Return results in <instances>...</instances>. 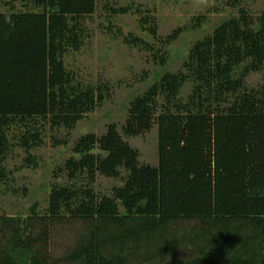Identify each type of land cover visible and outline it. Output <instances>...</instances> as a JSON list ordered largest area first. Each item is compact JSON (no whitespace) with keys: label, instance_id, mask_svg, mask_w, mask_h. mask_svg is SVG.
I'll list each match as a JSON object with an SVG mask.
<instances>
[{"label":"trees","instance_id":"obj_1","mask_svg":"<svg viewBox=\"0 0 264 264\" xmlns=\"http://www.w3.org/2000/svg\"><path fill=\"white\" fill-rule=\"evenodd\" d=\"M95 1L0 0L6 8L0 12V182L2 163L15 147L9 138L14 127L24 128L16 146L28 151L41 143L42 124L73 130L103 102L99 86L76 83L63 63L80 48L82 20L94 13ZM146 24L144 18L141 26ZM145 49L161 70L130 102L122 133L131 138L147 132L160 109L157 166H139L115 125L99 139L82 136L73 149L78 160L64 165L69 180L85 175L90 184L96 173L118 178L121 169L122 186L99 200L76 185L52 188L46 217L35 221L44 225L66 212L87 223L60 259L36 251L37 238L21 228L27 221L1 218L0 264H264V86L244 87V78L264 68V12L255 22L243 14L222 21L194 42L175 72L167 71V52ZM97 145L104 157L93 153ZM189 219L205 224L203 231L175 237L170 227ZM186 243L194 249L189 261L176 255Z\"/></svg>","mask_w":264,"mask_h":264},{"label":"rangeland","instance_id":"obj_2","mask_svg":"<svg viewBox=\"0 0 264 264\" xmlns=\"http://www.w3.org/2000/svg\"><path fill=\"white\" fill-rule=\"evenodd\" d=\"M230 2L232 0H96L94 13L82 20L85 32L80 48L69 51L63 63L76 83L83 87L99 86L103 102L85 115L73 130H54L48 124H42L41 143L28 151L16 146L24 128L17 126L9 132L15 147L7 153L2 163L5 177L0 182V219L7 217L22 223L27 221L26 226H21L25 235L34 240L37 238L38 242L33 247L38 252H46L50 258L60 259L72 250L87 223L80 218L69 217L66 212L59 218H47L44 225L35 221V216L43 217L38 219L46 217L52 188L76 185L91 189L99 200L111 197L113 190L121 187L126 177V172L120 169L118 178H107L96 173L90 184L85 175L69 180L64 165L69 158L78 160L73 149L79 138L93 134L99 139L105 135L109 125H115L123 142L136 151L138 165L156 167L158 127L155 119L160 109L147 132L131 138L122 133L130 102L155 81V73L161 70L145 47L167 52V71L179 70L194 42L211 34L222 21L243 14L255 22L264 12V0H241L235 6H229ZM14 6L16 11H24L21 4L15 3ZM121 7H128V12L113 13L112 9ZM3 11L6 8L0 5V12ZM144 18L150 24L141 26ZM197 18H200V25L194 27ZM149 28L154 29L155 35L150 34ZM174 32H177L175 40L162 48L161 43ZM133 42L139 44L132 46ZM262 86L264 68L244 78L247 90ZM188 93L189 87L182 91V98ZM93 153L105 156L98 145ZM30 158L33 161L27 164ZM118 212L123 213V209L119 207ZM29 217L33 218L29 221ZM204 225L196 219L180 220L170 230L178 238L186 231L202 232ZM42 234L44 236L40 237ZM2 236L0 233V244L5 242ZM189 244L176 250V255L183 261L192 258L194 249Z\"/></svg>","mask_w":264,"mask_h":264}]
</instances>
